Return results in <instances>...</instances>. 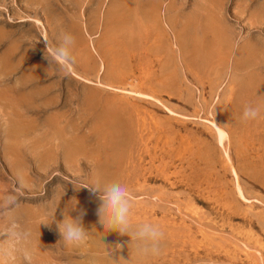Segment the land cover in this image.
Returning <instances> with one entry per match:
<instances>
[{"label": "rangeland", "instance_id": "374dc122", "mask_svg": "<svg viewBox=\"0 0 264 264\" xmlns=\"http://www.w3.org/2000/svg\"><path fill=\"white\" fill-rule=\"evenodd\" d=\"M62 31L77 74L155 99L49 63ZM250 103L264 105V0H0V202L17 197L0 209V264H264V112L242 121ZM97 180L127 187L134 225L162 228L159 255L100 228L80 188ZM80 210L92 235L67 244L58 225Z\"/></svg>", "mask_w": 264, "mask_h": 264}, {"label": "clouds", "instance_id": "9594fccd", "mask_svg": "<svg viewBox=\"0 0 264 264\" xmlns=\"http://www.w3.org/2000/svg\"><path fill=\"white\" fill-rule=\"evenodd\" d=\"M49 56H46L49 63L55 62L63 72L74 63L71 50L75 45V38L68 32L62 31L57 37L55 45L45 40ZM50 57V59H49ZM264 112V105L247 104L242 113V121H256L261 118ZM81 187L89 190L90 194L98 197L100 203L97 208L98 225L106 232L116 231L121 235H128L131 241L136 242V251L141 256L159 255L161 242L165 239V232L159 225L151 222L133 224L131 221L132 202L127 187L120 182L113 181L101 183L92 181L82 183ZM17 197L6 196L0 202V209H8L15 206ZM75 208V207H74ZM73 208V209H74ZM85 212L80 210L76 216L64 217L58 227L62 239L71 245H80L86 242L87 237L92 233L85 227L83 216ZM94 227V226H93ZM98 235H101L99 232Z\"/></svg>", "mask_w": 264, "mask_h": 264}, {"label": "bare ground", "instance_id": "6f19581e", "mask_svg": "<svg viewBox=\"0 0 264 264\" xmlns=\"http://www.w3.org/2000/svg\"><path fill=\"white\" fill-rule=\"evenodd\" d=\"M155 5V3H153ZM152 5L151 8H149L148 12H147V19L151 20V21H156L157 17L155 16H152V12H153V9L156 8V6ZM116 8H114L115 10ZM114 12V11H113ZM114 15V13H113ZM114 18V16H113ZM10 19H12L10 17ZM25 21H28V19H21L19 20V22H25ZM41 24V23H40ZM43 26V24H42ZM170 26V25H169ZM209 26V25H208ZM44 27V26H43ZM77 27V26H76ZM74 27L73 30L74 32H76L78 29ZM213 32H215V38L213 39L212 43L211 44H207L206 47H208V51L210 53L213 52V50L216 49L217 45L221 43L222 41V37L220 36L221 32H219L218 30V27H215V25L213 27H211ZM45 29V28H44ZM86 30L88 32V29L86 27ZM90 36V35H89ZM220 38V40H219ZM200 48L201 47H205V42H200ZM217 51V50H216ZM202 52V51H201ZM208 53V52H206ZM219 53V52H218ZM70 70L72 71L73 75L79 79V80H82L83 82L87 83V84H91V85H96V86H99V87H102V88H105V89H109V90H116V91H119V92H122V93H126V94H130V95H134V96H138V97H142V98H148V99H155L153 96L151 95H148V94H145V93H140V92H135V91H130V90H124V89H120V88H116L114 86H111V85H107L105 83H103L101 80H98L97 82H94L92 81L91 79L89 78H86L82 75H79L76 73V71H74V67L71 65L70 67ZM100 71L102 72L103 70L105 71V63L102 62L101 65H100ZM103 71V72H104ZM157 100V99H156ZM213 128L215 130V133H216V136L218 138V141L221 145L224 144L226 138H227V133L226 131L224 130V128L217 122V121H213ZM239 193L240 195H243V192H242V189L241 187L239 186Z\"/></svg>", "mask_w": 264, "mask_h": 264}, {"label": "crops", "instance_id": "0c3cea01", "mask_svg": "<svg viewBox=\"0 0 264 264\" xmlns=\"http://www.w3.org/2000/svg\"><path fill=\"white\" fill-rule=\"evenodd\" d=\"M36 71V70H35Z\"/></svg>", "mask_w": 264, "mask_h": 264}]
</instances>
